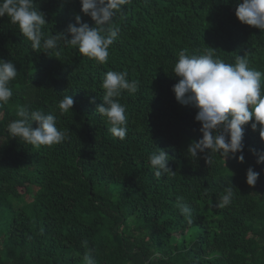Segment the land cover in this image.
Segmentation results:
<instances>
[{
	"label": "trees",
	"instance_id": "16d2710c",
	"mask_svg": "<svg viewBox=\"0 0 264 264\" xmlns=\"http://www.w3.org/2000/svg\"><path fill=\"white\" fill-rule=\"evenodd\" d=\"M236 3L131 0L113 18L120 32L103 65L63 40L49 55L34 51L18 26L0 18V59L18 70L13 96L0 107V264H86L88 250L95 264H264L259 131L252 121L244 126L243 162L219 153L210 165L204 154L195 160L187 147L202 138L197 110L180 105L172 91L178 82L172 69L184 49L207 50L228 63L247 53L250 67L264 72V32L238 21ZM35 4L45 14L46 36L67 34L77 15L95 26L80 0ZM108 71H125L139 83L135 94L118 98L127 114L123 140L96 112ZM67 95L74 104L61 114L58 103ZM17 105L55 115L67 139L39 148L9 139ZM160 149L174 174H153L148 157ZM249 167L260 173L255 186L246 183ZM227 187L232 202L219 208ZM178 198L192 210V224L176 207Z\"/></svg>",
	"mask_w": 264,
	"mask_h": 264
},
{
	"label": "clouds",
	"instance_id": "9594fccd",
	"mask_svg": "<svg viewBox=\"0 0 264 264\" xmlns=\"http://www.w3.org/2000/svg\"><path fill=\"white\" fill-rule=\"evenodd\" d=\"M130 3L131 0H80L81 12L89 16L95 26L81 22L80 15H77L76 23L68 25L67 34L53 36L45 35L47 21L45 14L36 7L35 0H0V18L7 16L11 24L18 26L34 51L49 55L63 40L82 56L103 65L107 63L109 48L120 32L113 18ZM235 16L241 24L264 32V0H237ZM56 55L59 53L56 52ZM172 73L178 78L172 87L176 101L182 106L195 108V121L201 125L202 138L189 144L188 156L196 160L198 154H204L209 165L215 153L225 160L236 158L243 162L244 126L250 121L251 129H258L264 142V72L250 67L247 53L237 55L234 63H228L207 50L202 54H190L184 49L179 52ZM17 75L18 70L11 60L0 59V107L7 105L13 96L10 84ZM101 88L103 103L96 106V112L106 119L113 137L123 140L127 135V114L126 107L118 98L124 92L135 94L139 83L129 81L125 71H108ZM73 104L71 95L64 96L58 103L61 114L71 110ZM16 117L7 125L9 139H18L36 148L58 145L67 139L68 134L57 127V118L51 113L32 109L28 105H17ZM33 122L37 124L35 128L32 127ZM237 153L241 155L236 156ZM256 155L257 163H264V151ZM148 160L156 177L175 173L168 167L169 155L163 149L153 152ZM259 175L249 167L246 171L247 185L255 186ZM233 195L232 188L227 187L216 206L224 208L230 205ZM176 207L186 222L192 224V210L183 198H178ZM87 243L84 241V246ZM84 259L86 264H95L91 250Z\"/></svg>",
	"mask_w": 264,
	"mask_h": 264
},
{
	"label": "rangeland",
	"instance_id": "374dc122",
	"mask_svg": "<svg viewBox=\"0 0 264 264\" xmlns=\"http://www.w3.org/2000/svg\"><path fill=\"white\" fill-rule=\"evenodd\" d=\"M257 131H259V130L257 129Z\"/></svg>",
	"mask_w": 264,
	"mask_h": 264
}]
</instances>
